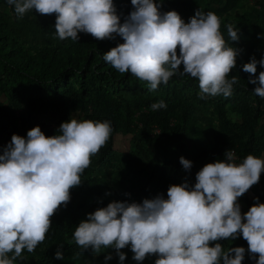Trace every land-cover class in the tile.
Listing matches in <instances>:
<instances>
[{
    "label": "clouds",
    "instance_id": "obj_1",
    "mask_svg": "<svg viewBox=\"0 0 264 264\" xmlns=\"http://www.w3.org/2000/svg\"><path fill=\"white\" fill-rule=\"evenodd\" d=\"M17 19L30 10L41 15L55 14V36L79 41V33L97 40L117 34L123 43L104 53L103 59L119 73H130L147 82L150 91L179 73L199 82L200 99L230 97L236 67L242 51L229 45L221 32V18L200 8L188 22L176 10L160 11L156 0H131L133 9L121 23L113 0H7ZM239 29L227 25L228 38L237 41ZM253 56L243 65L250 74L254 93L264 98V71L257 76ZM181 65L182 70H181ZM153 111L167 107L163 100ZM113 132L109 120L79 119L76 115L60 124L57 134L47 136L40 126L27 137L13 134L0 154V264H15L24 250L34 252L52 226L51 217L70 201V190L81 184V176ZM225 159L205 164L194 186L185 180L162 194L141 203L112 201L87 214L75 228L73 239L83 252L99 254L130 246L133 259L143 261L156 255L155 264H242L245 248H225L218 241L242 235L248 253L258 255L255 264H264V203L259 198L241 213L238 198L259 182L264 159L248 154L237 163L226 150ZM180 163L190 170L192 162L183 156ZM213 242L214 246H213ZM62 247V245H61ZM11 254V255H9ZM63 259L61 251L55 253ZM111 254L105 256L110 260Z\"/></svg>",
    "mask_w": 264,
    "mask_h": 264
},
{
    "label": "trees",
    "instance_id": "obj_2",
    "mask_svg": "<svg viewBox=\"0 0 264 264\" xmlns=\"http://www.w3.org/2000/svg\"><path fill=\"white\" fill-rule=\"evenodd\" d=\"M3 1L0 149L7 146L13 134L26 138L28 130L37 125L45 135H55L60 124L73 115L79 119L109 120L113 127L109 140L82 174L81 184L70 190V201L51 217L52 226L43 243L34 252L24 250L15 264H96L92 250L82 252L73 239L75 228L87 219L88 213L112 201L141 203L158 194L167 198L168 187L185 180L194 186L196 173L209 162L223 160L226 150H236L243 159L248 154L264 159V98L254 93L257 85L249 83L250 74L243 71L251 57L257 61L264 58V42L256 39L264 33V0H257L258 6H249L235 21L226 13L209 10L221 18L220 30L229 45L242 51L228 76L238 79L232 95L204 99L198 96V80L190 75L177 73L167 84L161 83L150 91L147 82L130 73H119L103 59L104 53L123 43L117 34L97 40L90 34L79 33V41L60 40L55 36V14L41 15L30 10L17 19L13 6ZM240 1L156 0L161 12L176 10L185 22L199 8L207 12L205 3L233 8ZM113 3L123 23L134 10L131 0ZM229 23L239 29L237 41L228 38ZM261 71L264 66L257 63L255 76ZM160 100L167 107L153 111L150 106ZM210 126L212 130L208 129ZM154 127L159 134L151 137ZM201 128L205 138L195 139L193 131ZM119 133H133L140 150L116 152L113 139ZM159 140L164 147H158ZM182 156L192 162L190 170L180 163ZM261 175L259 182L239 197L244 205L242 214L257 202L255 198L264 203V171ZM218 242L226 249L244 247L242 264H255L258 259V255L254 259L248 253L242 235ZM57 250L62 252L63 259L56 258ZM125 254V263L132 264L131 248Z\"/></svg>",
    "mask_w": 264,
    "mask_h": 264
},
{
    "label": "rangeland",
    "instance_id": "obj_3",
    "mask_svg": "<svg viewBox=\"0 0 264 264\" xmlns=\"http://www.w3.org/2000/svg\"><path fill=\"white\" fill-rule=\"evenodd\" d=\"M4 4L3 0H0V7ZM258 6V1L257 0H241L238 4H236V6H234L233 8H230L227 5L224 6H218L216 3L211 2V4H204L203 7L206 11H209L211 9H216L218 12L220 13H226V15L230 18V20L235 21L243 12H245L247 10V8L249 6ZM212 6V7H211ZM215 10V11H216ZM257 41L262 43L264 42V33L262 34H258L256 37ZM71 115V112H69V116ZM204 123V121H203ZM213 126H210L208 129L212 130ZM204 130L201 128V130H195V133L193 131V136L195 139L201 140L203 138H205V136L203 135ZM159 134V130L158 128L154 127L152 133L150 134V136L152 137L153 134ZM159 145L158 147L165 146L164 143H161L162 141L159 140L158 141ZM113 148L115 149L116 152L121 153V152H126L127 150H140L138 147V142L136 140V136H134L133 133H129V134H116V136L113 139ZM133 151V152H134ZM3 150L0 149V154H2ZM136 152V151H135ZM141 152V151H140ZM133 156H136L133 153ZM141 158V157H140ZM150 159V158H149ZM263 175V174H262ZM260 175V178L261 176ZM264 186V185H263ZM238 203L240 204L241 208H243V202H239V198H238ZM130 248V246L125 247L124 249H121L122 252H127L128 249ZM115 253V256H114ZM109 254H113V258H118L119 256L116 253L114 248H106L104 250H102L99 254H94L95 258L97 259V263L96 264H121V261L119 260H115V259H110V260H105V256ZM156 255H149L146 256V258L143 261H136L134 260V262L132 264H153L154 260H155ZM122 264H126L125 260L122 262Z\"/></svg>",
    "mask_w": 264,
    "mask_h": 264
},
{
    "label": "built area",
    "instance_id": "obj_4",
    "mask_svg": "<svg viewBox=\"0 0 264 264\" xmlns=\"http://www.w3.org/2000/svg\"><path fill=\"white\" fill-rule=\"evenodd\" d=\"M231 151L234 153L235 155V158H236V162L239 163V162H242L243 161V157H241L236 150L234 149H231ZM225 159V158H224Z\"/></svg>",
    "mask_w": 264,
    "mask_h": 264
}]
</instances>
